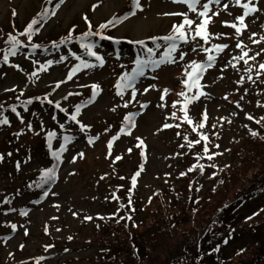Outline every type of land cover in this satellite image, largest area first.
I'll list each match as a JSON object with an SVG mask.
<instances>
[{"label":"rangeland","instance_id":"obj_1","mask_svg":"<svg viewBox=\"0 0 264 264\" xmlns=\"http://www.w3.org/2000/svg\"><path fill=\"white\" fill-rule=\"evenodd\" d=\"M57 2L58 0H53L52 4H48L47 0H0V36L6 39L13 25L16 26L15 28L19 27L18 31H23L28 23L37 17L38 13L45 8H54ZM140 2L143 11H137L135 16L129 15L124 23L107 30L108 35L121 40L120 44H113L110 41H96L98 51L106 59L104 67L79 73L73 81L62 84L61 88L50 97L60 100L63 107L73 111L77 103H83L91 94L90 88H81L79 85L96 83L100 85L101 89L95 102L82 109V114L79 117L82 123L90 127V131L87 134L81 133L78 126H72L68 129L67 134L73 135L75 141L69 145V151L63 157L64 162L59 166V180L52 185V191L56 193L55 196L50 194L46 199H41L42 193L39 189L29 190L27 188V185L38 176L39 169L49 167L53 163L48 155L45 132H41V124L46 131L57 132V140L53 141L54 150L58 148V140L65 134L59 129V123L65 122L63 113L49 108L47 104L41 105L36 98L52 92L56 82L66 78L67 65L74 63V61L71 56H68V60L64 64L54 65L48 73L40 74L38 80L36 78L29 80L28 74L33 71L31 61L32 59L40 62H45L47 59L56 60L60 55H68L70 51L84 57V52L76 44L57 51L51 49V43L64 37L73 27L76 29L74 35L85 32L87 25L83 20L84 16L99 26L114 16L122 18L128 15L133 10L131 0H65L64 4L57 10L56 16H50L39 35L34 37V42L39 43L41 49L48 48L49 52L44 53L42 50H38L33 54L22 50L23 52L13 57L12 63L19 64L23 68V72L5 66L4 69H0V104H4L7 108L10 105H21V102L26 99H33V103L28 105V111H24L23 106L17 108L25 121L24 124H20L14 114L6 112L5 114L9 115L11 126H0V154L4 156L3 161L0 162V202L4 200L5 196H8L13 200L11 207L17 209L16 212H11L5 216L3 212L9 207L6 205L0 212V237L8 235L12 237L7 244L0 241V264H7L8 262L20 264L9 260V253L13 254L10 256L11 258L16 257V261H19L41 255L40 250H44L45 254L48 255L49 258L45 260L47 264H116V261L124 260V257L136 256L130 242L132 238H135L140 253L144 255L143 258L145 259H142L141 264H169L172 258L181 256L182 247L186 246L198 250L201 243L203 244L202 235L197 238L199 232L193 229L191 221H195V226L200 224L203 232L204 228L207 227L200 222L198 213L195 212L192 216H186L182 220L178 218L177 221L180 225L175 228L172 220H168L166 223L168 235L156 236L154 234L157 227L156 221L159 219H156V210L161 211L166 208V204L171 198L167 193L170 192L169 189L173 187V191L181 194L189 192L190 194L188 188L192 183H190L191 178L187 179V176L194 177V189H200L199 197L201 196L202 199L200 213H207L204 202L209 203L207 198L210 197L206 194L211 189V183L207 179L211 173L216 171L211 167H205L204 173L201 175L197 168L181 177V172H185L196 163L194 156L196 153H202L203 142L194 146L191 151L188 150L186 144L184 148L180 147V144L185 143L184 135H188L189 140L198 138L194 133H191L186 124L181 125L180 128L173 127L161 130L164 123H180L179 120L166 118L170 117L173 111L172 102L180 99L177 93L182 90L180 81L183 79V62L163 66L155 74L158 76L157 80L140 78L137 84L140 92L149 84H156L160 91L150 90L144 95L138 92L136 101L129 104L128 108L117 107L115 112L111 111L113 107L122 105L124 102L115 95L114 85L122 72L131 70L132 62L137 53V49L125 41L144 39L148 46L153 47L149 38L167 34L173 23H180L182 19V17L177 16H165L164 13L187 11L186 6L174 4L171 0H140ZM97 4L99 7L92 11V6ZM258 7L264 10V0H259ZM228 11H231L235 16L240 14L242 10L230 5ZM13 12H15V16ZM190 18H194V14H190ZM232 18L225 12H221L220 16L214 17L212 24L209 25V31L213 34L226 33L231 37L230 39L213 40L212 43L228 44L230 49L218 58L214 68L205 73L201 83L207 85L204 91L208 93V96L202 97L200 101L191 105L189 112L191 118L199 121L201 113L205 108L207 109L208 126L203 131L209 135L211 151H219L223 155L215 157L211 162L201 160L200 163L205 165L214 163L217 168L223 169V171L227 169L225 165L234 166L238 162L239 153L249 144L248 135L250 134L243 125L247 124L251 129H256L254 128L255 123L246 120L245 115L250 114L254 118L260 116L263 111L256 104L257 101L261 103L264 97V83L260 81L255 84L248 82L242 62L238 66L241 69L239 72L230 66L224 71L220 70L230 58L229 52L236 54L238 51L234 48L236 43L234 30L221 25L222 21H228ZM261 22H264V15H259V20L256 23L249 22V31L260 32L261 29L258 25ZM244 40L252 47L253 52L251 54L264 49V44L251 45L246 36ZM5 46L3 40H0V48ZM115 46L118 47V50ZM185 47L190 48L191 45ZM117 53L120 55L119 60L115 58ZM2 57L3 53L0 52V58ZM84 58L87 59V57ZM201 58H206L202 52L200 54L190 53L185 59L189 62L191 60L198 62L202 60ZM258 60L264 61V55L258 57ZM121 64L125 67L121 68ZM242 75L245 76V83L240 87L235 82ZM253 78L255 79L254 73ZM260 80H264V76ZM178 86H180L179 90L176 89ZM12 88H15V92L5 91ZM164 88H168L170 94L165 97L167 106L160 108L157 107L161 103L158 98ZM175 89L177 93L174 94ZM245 90H247L246 95ZM21 92H23L22 96L20 95ZM68 92H81L82 95L71 96L65 101L63 96ZM225 95L228 96V100L223 99ZM241 96L244 98L241 99ZM129 98L130 94L126 93L125 100ZM237 103L240 104L243 111L235 107ZM141 104H147L148 107L143 108L137 116ZM131 112L136 113V127L130 136L122 135L114 143L113 156L119 154L122 159L113 163L112 158L107 155V141L112 134L119 131L124 116ZM233 112L236 114L232 115ZM52 116H56L57 120H53ZM177 116H182V113L177 111ZM221 117H228L232 123L229 124L224 121L221 127L219 122ZM29 123L33 127L31 132L26 127ZM213 124L216 125L215 129L211 127ZM109 128L111 132H106L105 130ZM21 131L24 134L17 137L15 133ZM178 131L181 134L179 137L176 135ZM37 132H40V135H36ZM216 133L219 134V139H216ZM87 136H98L99 139L89 146ZM136 137L143 141L142 148L135 147L139 143L135 139ZM215 144L220 145L219 149L214 147ZM129 147L132 148L131 153L127 152ZM142 149L144 151L143 156L141 155ZM226 149L230 151H226ZM80 151L84 152L83 159L77 158L75 163H70L71 157ZM9 152L12 153L11 156H8ZM178 153L180 155H177ZM13 160L20 162V171L16 170V164ZM25 161L28 162L25 163ZM141 165H143L144 170L137 178L135 189L130 193L131 177L140 169ZM69 173L75 174L69 175ZM101 176H105V179L101 180ZM120 177H124V179H120ZM18 189L21 194L16 196L15 193ZM117 189L119 190L117 191ZM112 192H116L119 201L112 199ZM129 196L132 200L129 209L130 211L132 208L135 209V211H131V221L125 217V219H121L122 224L118 225L111 223L112 220H104L109 215L114 214L120 204H127ZM149 197H151L152 204H149ZM32 201H37V203H32ZM171 201L167 209L174 205ZM56 204L60 205L59 209L53 206ZM260 205H264V203L261 202ZM21 208L28 212L27 216L19 215ZM173 209L175 210V208ZM73 212L78 215L74 217ZM250 213L251 211H242L231 220L232 222L237 218L240 220L238 228L240 232L244 231L242 219ZM171 214L174 215V213ZM85 216H91L93 219L86 221ZM97 216H102L104 219H96ZM53 217L58 218L52 219ZM226 218L220 217V223L213 227L210 233L212 238L210 241L206 239L204 245L211 246L215 239L213 234L224 231L229 221ZM10 223L17 225L15 233H11V229L6 226ZM133 224L136 226L133 227ZM245 225L247 226V224ZM25 230L28 232L27 236L24 235ZM113 233L117 234L120 242L125 243L127 254L122 252L118 254L117 247L114 250L109 247L111 251L109 253H107L109 250L104 247L100 252L97 247H84V244H87L86 240L92 235L102 241L105 236H111ZM69 237L75 238V241L68 240ZM172 240L174 246H181V252L174 249L171 253L167 248H164ZM198 240L201 243H197ZM184 241L187 245L184 244ZM21 244L24 245L23 250L20 249ZM47 244H57L58 247L46 252L44 245ZM255 247L243 254L239 252L238 246H233L225 252V258L234 264H239L241 261H247L254 256ZM65 248L67 251H62ZM96 255L97 257H104L105 261L102 260L104 263L93 261ZM162 255L163 258H161ZM164 257L167 258L166 263ZM133 258L136 259V257Z\"/></svg>","mask_w":264,"mask_h":264},{"label":"snow or ice","instance_id":"obj_2","mask_svg":"<svg viewBox=\"0 0 264 264\" xmlns=\"http://www.w3.org/2000/svg\"><path fill=\"white\" fill-rule=\"evenodd\" d=\"M65 0H58L55 4L54 8H45L42 12L37 14V17L33 18L30 23L26 26L23 31H18L13 33L7 34L6 39L3 36H0V40H3L4 44L6 45L3 48H0V52L3 53L2 63L4 65H8L16 69L17 71L23 72V68L16 63H10V57H16L18 53L25 49L29 48L33 54H35L38 50H42L44 53H48V48L41 49V45L39 43L34 42V37L39 35L40 30L43 28L44 24L47 22L50 16L54 17L57 14V10L59 7L64 4ZM132 2V11L128 14L121 17L114 16L109 19L105 23L99 24L98 27L95 29L93 28L92 23L89 21L87 16L83 17L85 24L87 25V30L80 35H74L76 29L73 27L68 31V33L60 38L57 41H52L51 49L52 50H60L61 48H66L69 45L76 44L79 46V49L84 52V58L80 55H76L73 52H69L68 55H60L58 59H47L45 62H40L36 59H32L31 63L33 66V71L28 74V79L32 80L36 78L37 80L40 78V74L48 73L49 69H51L54 65L64 64L65 61L68 60V56L72 57L74 63L67 65L66 70V78L56 82L52 92L44 95L43 97H37L36 99L40 102L41 105L47 104L48 106L54 108L60 113H63L65 117V122L59 123V129L64 132L65 134L58 140V148L54 150L53 148V141L57 140V132L56 131H46L44 129L43 124H41V132H45V140L47 143L48 151L50 153L51 160L53 163L49 167H44L38 170V176L32 183L27 185L29 190L35 188L39 189L42 193L41 199H46L50 194L55 196L56 193L52 191V185H54L59 180V166L63 164L64 154L69 151V145H72L75 141V137L73 135L67 134L68 129L72 126H78V130L81 133L87 134L90 131V127L85 125L81 122L79 117L82 114V109L86 108L88 105L95 102L96 97L99 95L101 91L100 85L96 83L92 84H83L79 85L81 88H90L91 94L90 97L84 101L83 103H77L74 106V110L70 111L68 108H65L61 105L60 100L50 98L52 97L53 93H55L58 89L61 88L62 84H66L69 81H73L74 77L85 70H92L96 68L104 67L106 63L105 56L98 51V45L96 40L100 41H110L113 44H120L121 40L107 34V30L110 28H115L118 25L124 23L130 16H135L137 11H143L141 6L140 0H131ZM174 4L184 5L187 8L186 12H170L164 13L165 16H177L182 17L180 23H173L171 30L162 36H154L149 38L151 45L154 47L148 46V43L144 39H136V40H127L125 41L127 44L132 45L133 48L137 49V53L133 60V66L130 71L122 72L115 85V95L120 97L123 102L122 105H117L113 107L111 111L115 112L117 107L128 108L129 104L136 101L137 94L140 92V89L137 87L140 78H147L151 80H157L158 76L155 75L163 66L175 65L178 63L183 62V79H181L180 84L182 90L177 93V96L180 98L176 101H173L171 107L173 109L170 117L166 119L172 120H179V124H170L164 123L163 129L169 128H180L181 125L186 124L191 133H194L196 137L195 140H189L188 135L183 136V140L185 143L180 144L181 148L187 145L189 151L196 145H200L203 142L202 153H196L194 159L196 163L189 167L185 172H181L180 176L183 177L187 175V173L195 171L197 168L201 175H203L205 167H211L216 171L213 172L212 176L209 178H215L216 172L223 171V169L217 168V165L214 163H209L207 165L200 163L201 160H207L209 162L213 161L215 157L223 155L222 152L211 151L209 144V135L206 134L203 130L208 126V112L205 108L201 113V118L199 121H195L193 118L190 117V106L195 104L196 102L200 101L202 97H207L208 93L204 91L207 87L206 84H202L201 81L205 75V73L216 66L218 62V58L226 52V50L230 49L228 44L222 43H212L213 40H220V39H230L231 37L228 36L226 33H215L209 31V25L212 24L214 17H219L221 12H225L228 16H232L233 18L228 21H222L221 25L223 27L229 28L234 30V35L236 38V43L234 45L236 54H231L229 52L230 58L225 62V66L221 68V71L226 70L227 67H231L233 70L239 72L241 69L238 67L241 62L244 66V71L246 73V79L248 82L255 84L257 81L264 83V80H260L262 76H264V61L258 60V57L264 55V49L255 52V54H251L253 52L252 47L245 43L244 37L246 36L247 40L251 42V45H260L264 44V22L259 23V28L261 29L260 32H250L249 31V22L256 23L259 20V15H264V10H261L258 7L259 0H171ZM48 4H52L53 0H47ZM232 5L233 7L242 10L240 14L233 16L231 11H228L229 6ZM99 7V5H93L92 11ZM190 14H194V18H190ZM259 14V15H258ZM15 16V12H13ZM248 21V22H246ZM202 42V43H201ZM191 45L190 48L185 46ZM160 49H163L160 52L159 56L157 53ZM204 53L206 55L205 62H197L196 60H191L190 62L185 58L189 56L190 53L200 54ZM117 60L120 59L119 53L116 54L115 57ZM121 68H124L125 65L121 64ZM151 73V75H148ZM253 73L255 74V79L253 78ZM221 79L223 77H220ZM238 86L242 87L245 83V76H240L239 79L235 82ZM150 90L160 91L157 88L156 84H149L148 86L143 88V91L140 92L141 95L147 94ZM5 91H12L15 92V88L6 89ZM129 93L130 98L125 100V94ZM170 94V90L168 88H164L162 94L159 96V100L161 103L157 105V107L164 108L167 106L165 102V97ZM247 94V90H245V95ZM23 95V92L20 93ZM81 92H68L66 95L63 96V100L67 101L71 96H81ZM244 97L241 96V99ZM19 99V97H17ZM224 100H228V96L225 95L223 97ZM33 103V99H26L21 102V105H10L7 108L4 104H0V126H11V121L9 115H6V112H10L14 114L15 117L19 120L20 124H24L25 121L17 108L19 106H23L24 111H28V105ZM231 103V101H229ZM179 105V107H178ZM256 106L258 108H264V104H261L257 101ZM140 107L147 108V104H141ZM236 108L243 111L240 104L237 103L235 105ZM177 111L182 113V116H177ZM236 113H232L235 115ZM33 115H35L33 113ZM53 120H57L56 116H52ZM245 119L249 121H253L254 123L261 125L264 127V124H261L264 121V116H261L259 119L254 118L250 114L245 115ZM224 121L231 124L232 120L228 117H221L219 118V122L221 127L223 126ZM245 128L248 129L249 134L252 137H257L259 135L258 131L251 129L247 124L243 125ZM27 130L29 132L33 131L32 124L29 123L26 125ZM136 127V113H129L124 116L122 126L120 127L119 131L115 134L111 135V138L107 141V150H108V157L112 158L113 163L122 159V156L116 154L113 156V149L114 143L120 139L122 135L130 136L132 134V130ZM213 129L216 128V125L213 124L211 126ZM106 132H111V129H106ZM24 133L17 132L15 135L19 137ZM36 135H40V132H37ZM177 137L181 134L178 131L176 133ZM216 139H219V134L216 133ZM99 137L87 136V143L89 146L93 145ZM136 140L139 141L135 145L137 148L143 147V141L136 137ZM214 147L219 149L220 145L215 144ZM226 151H230L226 149ZM128 153L132 152V148L129 147L127 149ZM186 154V153H185ZM12 153H8V156H11ZM143 156L144 153L141 152ZM177 155H180L179 153ZM84 152L80 151L77 152L75 155L71 157L69 160L70 163H75L77 158L83 159ZM4 156L0 154V162H2ZM30 159V158H29ZM28 161H25L27 163ZM20 162L17 161L16 163V170L20 171ZM225 167H229V165H225ZM143 165L140 166V169L131 177V188L129 192L131 193L133 189H135L137 185V178L141 175L143 171ZM75 173H69V175H74ZM101 180L105 179V176L100 177ZM120 179H124V177H120ZM167 182V181H165ZM223 183V181H221ZM119 189H117L118 191ZM199 191V189H196ZM215 191V189H214ZM20 190L18 189L15 193L16 196L20 195ZM112 199L119 201V197L116 195V192L111 193ZM107 199V198H106ZM13 203L12 198L5 196L4 200L2 201L3 205L9 206L6 211L3 212V215L7 216L11 212H16L17 209L11 207ZM32 203H37V201H32ZM149 203H151V197H149ZM198 203V201H197ZM132 200L131 196L128 197V207L131 208ZM57 209H59L60 205L56 204L53 205ZM227 207V205H225ZM125 205L120 204L117 211L112 214L109 218H115L119 216V212L121 209H124ZM131 211H135L134 208ZM264 211V209H262ZM74 217L78 214L76 212L72 213ZM259 213H254L253 215H258ZM20 216H27L28 212L21 208L19 209ZM58 217H53L52 219H57ZM253 217H248L247 219H252ZM84 219L86 221H91L93 217L85 216ZM96 219L103 220L104 217L97 216ZM120 219H125V217H120ZM127 220L131 221V215L126 217ZM120 220H117L119 223ZM11 229V233H15L17 231V225L15 223H10L6 225ZM136 225L133 224V227ZM99 227V225H97ZM60 231V229H57ZM234 229L230 230L228 233V237L223 240V244L227 245L229 239H231V235ZM47 234V230H46ZM24 235L27 236L28 232L25 230ZM12 237L8 235L6 237H0V241L7 244L8 240ZM72 237H69L71 240ZM53 246L49 245L45 247V251H48L49 248ZM24 245H20V249L23 250ZM67 251V249L65 250ZM220 247L219 245L215 246L211 252L206 253L207 255L211 256L214 253H219ZM239 254V253H237ZM12 256V253H9ZM44 257H41L36 260V264H41V261ZM199 259H203V257H199Z\"/></svg>","mask_w":264,"mask_h":264},{"label":"trees","instance_id":"obj_3","mask_svg":"<svg viewBox=\"0 0 264 264\" xmlns=\"http://www.w3.org/2000/svg\"><path fill=\"white\" fill-rule=\"evenodd\" d=\"M12 26V30L9 33H15L18 31L19 27ZM96 28V26H93ZM8 33V34H9ZM264 124V121L261 122ZM249 145V146H248ZM243 148L238 155V162L234 166H229L225 170L224 174L215 176L212 179L213 186L208 192L207 198L209 203L206 201L205 208L207 213H200V204L191 195L183 197V195H178L174 205L167 209L171 213L175 208V216H170V213L164 210V212L157 211L156 215V229L154 234L156 236L168 235L166 223L168 220H172V224L178 227L180 224L175 222L178 218L182 220L186 216L193 215L194 212L198 213L200 222L205 224L207 229L202 230V226L198 224L195 226L194 222L191 221V225L196 232H199V238L201 235L211 236L210 233L217 224H219L220 217L226 218L228 221L227 227L221 233H215V240H219L220 251L219 253H214L211 256H206L207 249L204 247L199 252L193 250V248L182 247L175 245L174 241L167 243L164 248H167L171 253L176 250L181 252V256L174 257L170 260L171 264H234L232 261L225 258V252L229 251L231 247L238 246L239 250L244 254L245 252L256 248L254 256L247 260L241 261L239 264H264V205H260L261 202L264 203V127L259 125V135L257 137L250 138V142ZM223 181V183H221ZM215 189V191H214ZM227 205V207H225ZM242 211H251L252 214L249 217L252 219H247L243 225V232L238 230L240 225V220L237 218L233 222L231 221L233 217ZM254 213H259L258 215H253ZM244 220V219H242ZM246 220V219H245ZM247 224V226L245 225ZM234 229L231 235V239L227 245L223 244V240L228 237L230 230ZM117 234H112L111 236H105V238L100 241L96 236L89 237L84 244L85 248L99 247L100 249L106 248L107 253L111 252L109 247L113 250L117 247L118 254L120 252L126 253L125 243L120 242ZM117 237V239H116ZM211 238V237H210ZM94 239V240H93ZM75 240V239H73ZM96 240V241H95ZM116 240V241H115ZM199 243V240L197 241ZM184 244L187 243L184 241ZM189 245V244H188ZM122 247V248H120ZM136 249V248H135ZM206 250V251H203ZM101 250H99L100 252ZM208 251H212L208 249ZM239 251V252H240ZM133 257H124V260L116 261V264H141L144 255L140 251L136 252ZM139 254V255H138ZM203 257V259H199ZM207 257V258H206ZM163 258V255L162 257ZM177 258V259H175ZM206 258V259H205ZM223 258V259H222ZM166 257H164V262L166 263ZM104 257H94L93 261H99L104 263ZM169 263V264H170Z\"/></svg>","mask_w":264,"mask_h":264}]
</instances>
